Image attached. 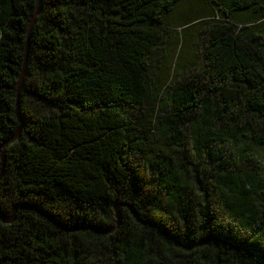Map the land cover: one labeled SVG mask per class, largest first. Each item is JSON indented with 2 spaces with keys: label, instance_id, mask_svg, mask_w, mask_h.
Returning a JSON list of instances; mask_svg holds the SVG:
<instances>
[{
  "label": "trees",
  "instance_id": "1",
  "mask_svg": "<svg viewBox=\"0 0 264 264\" xmlns=\"http://www.w3.org/2000/svg\"><path fill=\"white\" fill-rule=\"evenodd\" d=\"M38 4L0 0V264H264V0H41L17 114Z\"/></svg>",
  "mask_w": 264,
  "mask_h": 264
},
{
  "label": "water",
  "instance_id": "2",
  "mask_svg": "<svg viewBox=\"0 0 264 264\" xmlns=\"http://www.w3.org/2000/svg\"><path fill=\"white\" fill-rule=\"evenodd\" d=\"M40 2H41V0H39L38 8H37V10H36V12H35L32 20L30 22L29 30L27 32L25 58H24V63H23V71H22V73H21V75L19 77L18 83H17V105H16V113L17 114H19V102H18L19 101V94L18 93H19V89H20V85H21V80H22V77H23V74H24V70H25L26 62H27V58H28L29 35H30V31H31L32 25H33V23L35 21V18H36V16L38 15V13L40 11ZM21 125H23V121H21ZM20 131H21V127L18 129V132H17V134L15 136H13L8 142H5L2 145V148L4 149L8 144H10L11 142H13L18 137V134L20 133ZM3 169H4V157L2 156V168H1V172H0V178H1L2 174H3ZM118 207H119V205H116L115 206V209H116L115 215H116V217L119 216L118 215V211H117ZM1 214L2 213L0 211V217H2V220L5 223H11L14 220V218H15V210L9 216H5L4 214H2V216H1Z\"/></svg>",
  "mask_w": 264,
  "mask_h": 264
},
{
  "label": "rangeland",
  "instance_id": "3",
  "mask_svg": "<svg viewBox=\"0 0 264 264\" xmlns=\"http://www.w3.org/2000/svg\"><path fill=\"white\" fill-rule=\"evenodd\" d=\"M188 8L191 9V6H188ZM191 34H192V31L189 32V35H191ZM202 38H203V39H202L203 41L206 40V34H203ZM199 43H202V41H201V42L199 41ZM187 49H188V48H187ZM187 49H185V50H187ZM171 53H172V51H171ZM186 55H187V54H186ZM186 55H185V56H186Z\"/></svg>",
  "mask_w": 264,
  "mask_h": 264
}]
</instances>
